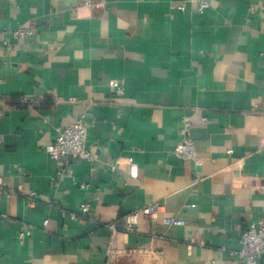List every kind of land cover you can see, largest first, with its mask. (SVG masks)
Listing matches in <instances>:
<instances>
[{
	"label": "crops",
	"instance_id": "crops-1",
	"mask_svg": "<svg viewBox=\"0 0 264 264\" xmlns=\"http://www.w3.org/2000/svg\"><path fill=\"white\" fill-rule=\"evenodd\" d=\"M184 1L0 0V177L21 191L0 198V264H241L231 252L264 218V0ZM184 114L199 165L173 152ZM79 120L94 158L51 160ZM82 203L84 220L56 207Z\"/></svg>",
	"mask_w": 264,
	"mask_h": 264
},
{
	"label": "built area",
	"instance_id": "built-area-1",
	"mask_svg": "<svg viewBox=\"0 0 264 264\" xmlns=\"http://www.w3.org/2000/svg\"><path fill=\"white\" fill-rule=\"evenodd\" d=\"M89 3V0H86ZM190 6L195 8L200 13H205L210 8L209 0H185L180 6L181 11H185ZM33 28L19 27L13 31L16 39L26 38L34 35ZM110 85L116 89L118 94L124 93V85L119 80L111 81ZM10 100L0 99V116L4 115V107H7ZM20 105H36L39 101L32 97H23L17 101ZM191 117L187 114L182 116V125L180 133L182 136L181 141L174 148V154L183 159L192 161L195 165H199L201 160L197 156L195 142L191 136ZM58 134L55 140L44 147V151L51 160H64L69 161L71 158L83 157L92 160L93 151L89 148L87 143L88 125L79 120L76 123L69 125L63 129L57 128ZM115 169V166L112 167ZM132 174L137 175L136 169H132ZM21 191L11 189L8 182L0 177V198L11 197L20 194ZM27 202L30 207L37 205L38 197L36 192H31L26 196ZM52 207L55 205H51ZM63 216L69 215L75 220H84L88 217L90 204L82 203L79 211H68L67 209L59 208L56 206ZM159 204H149L143 206L141 209L131 212L125 216L126 231H136L138 226L139 214L143 213L153 219H157L159 211ZM90 218V217H89ZM95 221V220H92ZM47 223V221H45ZM164 224L168 226H184L186 221L174 217L164 219ZM111 230V239L116 235L117 229L114 224L105 225ZM32 231L25 225L20 227L18 231V239L22 240L27 235H31ZM231 255L240 259L241 264H264V218L257 221L248 223L241 236V248L237 251H232Z\"/></svg>",
	"mask_w": 264,
	"mask_h": 264
}]
</instances>
